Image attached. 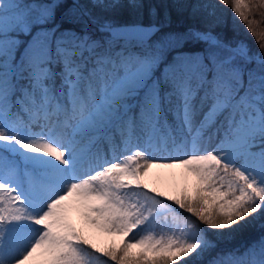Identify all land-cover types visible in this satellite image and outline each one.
<instances>
[{"label": "snow or ice", "instance_id": "6c2138e0", "mask_svg": "<svg viewBox=\"0 0 264 264\" xmlns=\"http://www.w3.org/2000/svg\"><path fill=\"white\" fill-rule=\"evenodd\" d=\"M168 7L184 5L0 0V264H107L65 219L70 197L88 224L126 238L102 253L116 264H193L212 245L149 195L153 166L197 177L194 200L175 204L211 229L264 217V52L210 27L169 30ZM247 10L232 0L242 20ZM118 11L148 20L118 23ZM86 136L118 156L81 148ZM210 264H264V237Z\"/></svg>", "mask_w": 264, "mask_h": 264}, {"label": "trees", "instance_id": "16d2710c", "mask_svg": "<svg viewBox=\"0 0 264 264\" xmlns=\"http://www.w3.org/2000/svg\"><path fill=\"white\" fill-rule=\"evenodd\" d=\"M147 4L153 5H173L180 3L184 5L182 8L168 7L161 11L168 14V29L172 31H185L189 28H211L221 38L226 39L229 43H243L250 54H260L264 52V2L262 0H245L248 4V10L246 11L247 20H242L237 14L232 11V0H228L227 4H224L222 0H145ZM198 5H208L207 8L197 7ZM211 13V15H209ZM118 23L131 22L133 20L143 19L147 22L148 16L145 11L142 17L134 16L126 11H118L113 14ZM248 21H251V27H249ZM171 120V117H169ZM105 150L107 145L100 143ZM144 184L148 185V189H155V192H149V195H155L161 193L158 185L151 178L142 179ZM196 186L192 192L179 191L173 193L171 200L165 196H157V199L162 200L165 204L175 209L183 217L194 220V222L202 224L198 218L191 213H188L186 209H180L175 204V200L184 198L188 202H192L197 194ZM147 191V189H143ZM204 196V193H200ZM202 203V202H201ZM201 203L197 204V210H201ZM214 212L219 211L218 208L212 207ZM264 219V217H262ZM207 235L210 237V243L212 247L206 250L202 257L195 258L193 264H210L211 260L219 253L229 251H243L252 245L254 242L264 237V222L263 224L255 226L244 225L239 227L230 236L219 237L215 236L210 228H205ZM121 244L115 246H108L100 249L98 255L101 260L107 262V264H116L110 258L105 257L102 253L110 248H119ZM189 258H185L187 260Z\"/></svg>", "mask_w": 264, "mask_h": 264}, {"label": "rangeland", "instance_id": "374dc122", "mask_svg": "<svg viewBox=\"0 0 264 264\" xmlns=\"http://www.w3.org/2000/svg\"><path fill=\"white\" fill-rule=\"evenodd\" d=\"M86 140L83 138L80 139L79 146L86 151L91 149L90 138L85 137ZM204 147H209V142L206 140ZM123 148L121 146L120 151H122ZM134 150V149H133ZM91 151V150H90ZM102 153V152H101ZM103 154V153H102ZM104 155V154H103ZM154 155L157 157V159H161L168 155L178 156L182 155V153H167V152H157L154 153ZM105 156V155H104ZM118 156V152H113L110 150L109 154L105 156L106 159H113L114 157ZM140 163H143V161H140ZM150 177L153 178V180L160 186L161 190L166 196H170L173 192L179 191V190H187V189H193L194 186L199 185L203 187V184L197 179V177L187 171L185 168L180 166H174V167H157L153 166L148 169L147 174ZM204 195H206L204 193ZM76 197H70L68 201L65 202L66 208L64 212L65 219L68 223H70L78 233H80L85 239L88 240L89 244L94 247H100L107 244H115L117 242L123 241L126 239L123 234H114V233H108L103 231L102 229L97 228L96 226H93L91 224H88L86 220L84 219V209L77 203ZM201 207L203 210L207 212H214L212 209V205L209 202H202ZM256 215V214H253ZM169 219L171 217L169 216ZM246 220L250 221L247 224V226H255L262 224L264 219L262 217H257L254 221L252 220V217H246ZM198 224L204 231L206 239L209 241V236L205 232V228H209L207 225H201ZM237 227H233L232 229H211L210 230L214 233L215 236L224 237V236H230L232 233L235 232ZM136 232H139L140 229L134 230ZM157 236H159L160 232L158 228L155 230ZM130 252L133 256H135L137 253L140 252L139 248L133 247L130 249ZM149 258H151V254H148ZM24 264H34V261L30 258L29 260L25 261Z\"/></svg>", "mask_w": 264, "mask_h": 264}]
</instances>
